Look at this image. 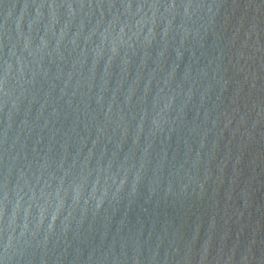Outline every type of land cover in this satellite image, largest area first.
I'll return each mask as SVG.
<instances>
[{
	"label": "water",
	"instance_id": "95a60500",
	"mask_svg": "<svg viewBox=\"0 0 264 264\" xmlns=\"http://www.w3.org/2000/svg\"><path fill=\"white\" fill-rule=\"evenodd\" d=\"M0 264H264V0H0Z\"/></svg>",
	"mask_w": 264,
	"mask_h": 264
}]
</instances>
